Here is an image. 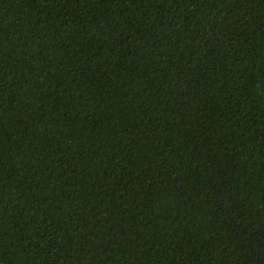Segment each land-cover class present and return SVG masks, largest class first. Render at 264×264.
<instances>
[{
    "label": "trees",
    "instance_id": "16d2710c",
    "mask_svg": "<svg viewBox=\"0 0 264 264\" xmlns=\"http://www.w3.org/2000/svg\"><path fill=\"white\" fill-rule=\"evenodd\" d=\"M0 264H264V0H0Z\"/></svg>",
    "mask_w": 264,
    "mask_h": 264
}]
</instances>
